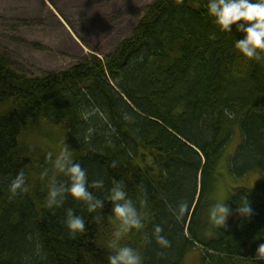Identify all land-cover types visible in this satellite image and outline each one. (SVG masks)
I'll return each mask as SVG.
<instances>
[{"label": "trees", "instance_id": "1", "mask_svg": "<svg viewBox=\"0 0 264 264\" xmlns=\"http://www.w3.org/2000/svg\"><path fill=\"white\" fill-rule=\"evenodd\" d=\"M206 2L154 0L110 54L58 73L28 75L0 52V264H109L125 245L143 264H185L194 250L199 264H264L256 257L264 244V56L240 53L234 44L245 34L235 25L220 31ZM235 130L242 141L225 158L226 173L258 177L253 187L231 185L227 203L234 214L246 196L253 213L220 228L208 212ZM65 148L103 203L95 212L67 191L70 177L57 166ZM21 171L27 191L13 196ZM116 183L142 220L120 236L109 199ZM53 188L63 189L61 203L49 208ZM69 210L85 219V232L70 235ZM157 225L168 247L156 242Z\"/></svg>", "mask_w": 264, "mask_h": 264}, {"label": "rangeland", "instance_id": "2", "mask_svg": "<svg viewBox=\"0 0 264 264\" xmlns=\"http://www.w3.org/2000/svg\"><path fill=\"white\" fill-rule=\"evenodd\" d=\"M154 0H0V52L14 68L31 76L61 72L92 56L104 58L131 35ZM235 130L219 171L214 203L244 184L254 186L257 175L241 182L226 173V159L241 143ZM225 159V161H224ZM233 187V186H232ZM232 214L227 225L236 219ZM199 250L187 254L185 264H199Z\"/></svg>", "mask_w": 264, "mask_h": 264}, {"label": "clouds", "instance_id": "3", "mask_svg": "<svg viewBox=\"0 0 264 264\" xmlns=\"http://www.w3.org/2000/svg\"><path fill=\"white\" fill-rule=\"evenodd\" d=\"M206 10L220 31L231 32L232 26L235 25L238 31L245 34L243 39L236 40L234 44V47L245 57L259 60L261 56H264V0H207ZM125 118L127 119V117ZM70 156L71 154L65 148L57 157V166L71 180V186L67 191L74 198L88 203L89 212H95L98 207H103V203L100 200H94L86 187V171L79 163L73 162ZM96 183L102 184V181ZM62 190L53 188L48 192L46 207L59 206L61 201L57 197ZM9 191L13 196L27 191L23 171L12 179ZM228 198L226 194L221 195L210 208L208 220L213 226L223 228L227 225V221L233 212V209L227 203ZM109 199L114 205L112 209L113 218L121 222V230L117 231V236H120L123 231L142 227V220L134 201L129 197L121 183H116L111 189ZM186 207V205L181 206L182 210ZM235 211L240 217H251L253 209L246 196L241 197L239 206ZM65 225L72 236L77 233H83L86 230L85 219L82 216L75 215L72 210L68 211ZM162 232L163 229L157 225L154 229L156 242L162 247H168L170 241L161 234ZM256 257L264 260V244L259 245ZM108 261L109 264H143L140 252L127 245L116 249L115 254L108 257Z\"/></svg>", "mask_w": 264, "mask_h": 264}]
</instances>
